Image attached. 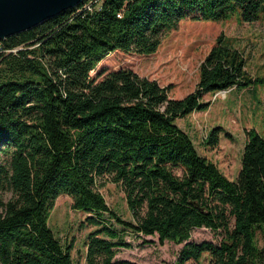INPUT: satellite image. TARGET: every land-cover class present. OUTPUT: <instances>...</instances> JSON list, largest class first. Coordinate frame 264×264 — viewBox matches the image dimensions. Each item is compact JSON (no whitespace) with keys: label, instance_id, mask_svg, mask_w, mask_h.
<instances>
[{"label":"trees","instance_id":"obj_1","mask_svg":"<svg viewBox=\"0 0 264 264\" xmlns=\"http://www.w3.org/2000/svg\"><path fill=\"white\" fill-rule=\"evenodd\" d=\"M242 23L264 18V0H84L39 26L0 42V264H76L70 246L48 228L55 200L96 228L85 264L115 259L126 236L181 245L176 264H264V140L247 133L235 181L200 156L176 120L205 111L206 95L264 85L251 78L242 52L220 33L198 66L192 92L128 67L110 68L115 53L154 55L182 22ZM111 69V70H108ZM213 129L206 144H217ZM124 192L133 221L122 220L99 192ZM221 236L191 242L194 229Z\"/></svg>","mask_w":264,"mask_h":264},{"label":"rangeland","instance_id":"obj_2","mask_svg":"<svg viewBox=\"0 0 264 264\" xmlns=\"http://www.w3.org/2000/svg\"><path fill=\"white\" fill-rule=\"evenodd\" d=\"M220 33L225 35L227 45L243 53L248 76L264 77V18L255 23H242L235 16L219 24L182 22L175 32L163 38L154 55L139 57L115 53L104 64L114 69L128 67L140 77L154 80L161 87H170L168 96L180 99L193 91L198 81V66ZM203 101L209 104L205 111L194 112L175 123L190 136L200 156L214 164L228 180L235 181L241 169L247 133L256 132L264 140V85L231 88L206 95ZM213 129L219 130L218 142L210 146L206 138ZM99 192L122 220L133 221L121 187L104 182ZM10 198L9 193L0 192V203ZM71 204L67 195H60L50 211L47 225L62 245L72 246L73 261L85 264L86 237L96 228L83 225L85 214L72 210ZM220 239V235L199 228L191 232L190 241L217 245ZM125 240L130 248L118 250L115 259L137 264H176L177 253L182 248V244L171 242L159 244L156 237L128 235ZM208 259V254H203L198 262L185 264H208Z\"/></svg>","mask_w":264,"mask_h":264},{"label":"water","instance_id":"obj_3","mask_svg":"<svg viewBox=\"0 0 264 264\" xmlns=\"http://www.w3.org/2000/svg\"><path fill=\"white\" fill-rule=\"evenodd\" d=\"M84 0H0V42L29 31Z\"/></svg>","mask_w":264,"mask_h":264}]
</instances>
